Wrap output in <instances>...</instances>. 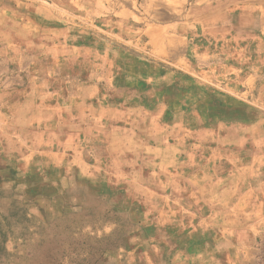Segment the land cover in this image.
Returning <instances> with one entry per match:
<instances>
[{
  "label": "rangeland",
  "instance_id": "obj_1",
  "mask_svg": "<svg viewBox=\"0 0 264 264\" xmlns=\"http://www.w3.org/2000/svg\"><path fill=\"white\" fill-rule=\"evenodd\" d=\"M150 1L0 0V106L20 103L11 109L17 113L0 117V139L7 132L10 149L32 154L31 161H20L0 140V264H200L231 255L229 244L240 242L236 230L221 225L225 214H215L225 197L221 192L229 190L222 183L205 187L202 199L178 193L196 167L172 146L187 131L215 126L237 139L226 130L231 123L260 121L264 136V98L229 91L234 73L223 83L203 81L186 70L198 68L189 54L183 60L191 64L151 55L139 32L157 25L147 16ZM206 1L215 6L225 0ZM132 35L134 46L125 43ZM204 40L198 36L194 43L215 50L216 58L223 55L220 45ZM237 57L229 56L225 65L253 64L249 55H240L245 62ZM81 84L86 97L84 91L76 94ZM134 107L165 125V150L151 153L130 144L129 137L150 133L158 146L161 131L152 125L147 130L142 116L130 121L119 115L122 121L112 126L122 127L124 150L115 165L92 133L106 120L92 123L93 115L102 110L110 117ZM74 137L86 147L63 145ZM222 150L232 152L230 146ZM165 211L172 214L165 217Z\"/></svg>",
  "mask_w": 264,
  "mask_h": 264
},
{
  "label": "crops",
  "instance_id": "obj_2",
  "mask_svg": "<svg viewBox=\"0 0 264 264\" xmlns=\"http://www.w3.org/2000/svg\"><path fill=\"white\" fill-rule=\"evenodd\" d=\"M208 5L206 0H151L147 16L157 25L148 26L139 31L146 41L145 48L157 59L170 62L181 61L184 64H191L183 60V56L189 54L196 59L198 68L188 65L189 68L186 70L196 73L203 81L212 84L218 81L223 83L230 73H234V77H231L233 79L229 78L227 81L229 91L239 90L237 92L239 97H247L252 92L254 98H264V0H225L220 5ZM161 10H168L173 16L162 18ZM199 29L207 32L194 37L192 31L198 32ZM198 36L204 37L206 39L204 42L213 47L220 45L218 47L222 49L220 53L223 55L216 58L215 56L219 54L215 50H209L207 46L201 49L198 43H194ZM125 43L134 46L133 35L131 39L126 38ZM138 49L141 50V48ZM234 54H237L239 56L237 60L242 62H245V58L240 55L253 57V64L249 62L250 66H246L247 69L225 65L230 61L229 56ZM202 63L207 64V70L202 68ZM78 90L84 91L86 97L85 85H79L76 94ZM96 91L98 92L97 88ZM94 92L95 89L89 90L90 94L94 95ZM19 105V102L16 103L13 100L3 101L0 106V117L7 118L9 114L12 116V113H17L16 110L11 109ZM101 111L93 115L92 123L97 124L106 120L105 126L92 133L100 138L105 151L111 152L115 165L119 157L117 153L124 150L120 147L119 137L122 127L119 124L112 126L114 121L117 123L122 121L119 115H126L128 118L125 120L130 121H136L135 117L142 116L148 127L147 130L153 126L152 128L161 131L156 138L161 141V144H157L158 146H153L155 139L150 133L142 138L129 137L130 144L137 142L141 148L151 153L161 154L165 150L166 143L165 140L163 141L165 125L158 117L155 118L156 121L150 120L148 118L150 113L139 107L131 108L126 112L116 109L110 117H105L104 112ZM259 123L260 121L248 126L240 123L225 125L226 130L232 129L237 133V139L232 136V133H220L219 126L202 129L194 134L187 131L172 146L173 151L185 154L190 167H196L192 170L193 174L188 176L181 186L179 185L180 195L202 199L204 194H207L204 193V188L218 182L229 189L224 192L222 188L221 194L223 193L225 197L215 214H225L224 218H219L221 225L223 228L236 230L240 242L236 243L237 245L229 244V247L233 249L231 255L225 258L220 257L221 259L218 256H212L208 260H202L200 264H264V256L261 253L264 246V136L259 130ZM1 136L0 140L5 150L19 155L20 161L32 160L30 153L22 156L21 147L9 148L12 142L8 137L9 133L3 132ZM64 143V146L76 144L86 147L85 141L79 138L76 140L75 137L69 138ZM228 146L231 147L232 152L226 154L225 158L226 155L222 154V149ZM81 150H83L82 147ZM201 153L207 155L198 159ZM161 160L162 158L154 162L160 164ZM197 168L199 169L196 170ZM169 213L172 214L171 211ZM169 213L165 211L162 214L166 217ZM231 215L239 216V218L235 220L230 217ZM227 231L225 230L228 235L229 232L232 235L231 231ZM229 247L217 248V252H225Z\"/></svg>",
  "mask_w": 264,
  "mask_h": 264
},
{
  "label": "built area",
  "instance_id": "obj_3",
  "mask_svg": "<svg viewBox=\"0 0 264 264\" xmlns=\"http://www.w3.org/2000/svg\"><path fill=\"white\" fill-rule=\"evenodd\" d=\"M261 253H262L263 256H264V246H263L262 249H261Z\"/></svg>",
  "mask_w": 264,
  "mask_h": 264
}]
</instances>
